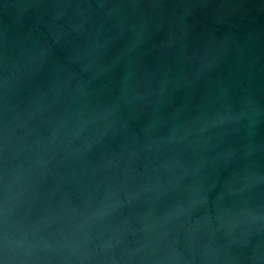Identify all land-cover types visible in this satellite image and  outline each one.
<instances>
[{
	"label": "water",
	"instance_id": "1",
	"mask_svg": "<svg viewBox=\"0 0 264 264\" xmlns=\"http://www.w3.org/2000/svg\"><path fill=\"white\" fill-rule=\"evenodd\" d=\"M3 264H264V0H0Z\"/></svg>",
	"mask_w": 264,
	"mask_h": 264
},
{
	"label": "clouds",
	"instance_id": "2",
	"mask_svg": "<svg viewBox=\"0 0 264 264\" xmlns=\"http://www.w3.org/2000/svg\"><path fill=\"white\" fill-rule=\"evenodd\" d=\"M0 264H3V262H2V261H0Z\"/></svg>",
	"mask_w": 264,
	"mask_h": 264
}]
</instances>
